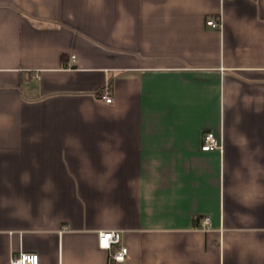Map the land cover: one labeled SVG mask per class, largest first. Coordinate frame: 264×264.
I'll use <instances>...</instances> for the list:
<instances>
[{
  "label": "crops",
  "instance_id": "1",
  "mask_svg": "<svg viewBox=\"0 0 264 264\" xmlns=\"http://www.w3.org/2000/svg\"><path fill=\"white\" fill-rule=\"evenodd\" d=\"M108 230L264 264V0H0V264H110Z\"/></svg>",
  "mask_w": 264,
  "mask_h": 264
},
{
  "label": "built area",
  "instance_id": "2",
  "mask_svg": "<svg viewBox=\"0 0 264 264\" xmlns=\"http://www.w3.org/2000/svg\"><path fill=\"white\" fill-rule=\"evenodd\" d=\"M207 25L214 29H220L222 24L220 20L216 21L214 19H210L207 21ZM72 59L75 61L76 57L73 56ZM100 99L107 104H113L115 101V98L109 87L102 89V92L100 93ZM203 142L202 149L204 151L222 149L221 141L218 140L212 133L205 134ZM209 225L210 219L206 218L204 221V226ZM99 247L109 253L110 264L124 263L129 254L128 247L122 243L121 232L115 230L99 232ZM10 264H40V258L38 254L21 252L20 254L11 258Z\"/></svg>",
  "mask_w": 264,
  "mask_h": 264
}]
</instances>
